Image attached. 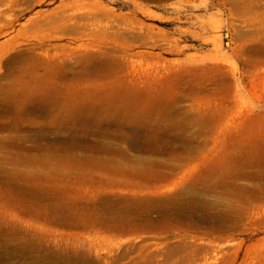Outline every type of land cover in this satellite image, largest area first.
Instances as JSON below:
<instances>
[{
    "label": "rangeland",
    "instance_id": "obj_1",
    "mask_svg": "<svg viewBox=\"0 0 264 264\" xmlns=\"http://www.w3.org/2000/svg\"><path fill=\"white\" fill-rule=\"evenodd\" d=\"M14 41L0 264H264V0H0Z\"/></svg>",
    "mask_w": 264,
    "mask_h": 264
},
{
    "label": "bare ground",
    "instance_id": "obj_2",
    "mask_svg": "<svg viewBox=\"0 0 264 264\" xmlns=\"http://www.w3.org/2000/svg\"><path fill=\"white\" fill-rule=\"evenodd\" d=\"M227 1V0H226ZM221 2V1H220ZM69 19L75 21L76 18L74 17H70ZM13 24V21L12 19L8 20L7 22H4V26H12ZM47 38V37H46ZM42 40V39H41ZM45 40V39H44ZM40 41V40H39ZM22 43L21 42H12L10 43L9 47L7 48V50L5 51H0V83L2 81V79H4L5 77H7V75L9 74L10 72V69L11 67L15 64V63H20L22 60H25L26 58L29 57V55L31 54H34V53H40L42 54L41 56H48L49 55V51L50 49L47 47L46 45H44L45 43H43L42 41L39 42L38 44H35V43H32V44H26L25 46H22L21 45ZM93 45L91 44H84V43H81L79 44L78 46L76 47H73L71 49V51H77V50H81V49H87L89 47H92ZM56 56H59L56 54ZM57 59H59V62L63 63L64 65H69L70 64V60H68L66 57L64 58H59L57 57ZM69 61V62H68ZM4 69H3V68ZM4 83V82H3ZM5 86V85H4ZM6 87V86H5ZM18 88V87H17ZM4 90V88H3ZM7 90V89H6ZM19 90V88L17 89V91ZM22 91V90H21ZM25 91V90H24ZM2 92V90H1ZM5 93V92H4ZM3 94V92H2ZM1 95V94H0ZM180 194L178 193L177 195H175L172 200H175V199H179L180 198ZM184 199V198H183ZM189 203V202H188ZM114 207V206H113ZM54 209H55V212H56V218L58 221L60 222H63V223H68V224H74V222L72 220H74V215H71V214H68L66 213L64 210H63V203L61 202H56L55 205H54ZM53 209V211H54ZM111 209V208H110ZM109 207H108V211L110 210ZM107 211V210H106ZM107 211V212H108ZM112 211H113V208H112ZM115 213V212H114ZM122 214V213H120ZM118 214L119 216L116 217V219H118L120 216L123 217L122 215ZM115 216H104L105 220H107L108 222H110L112 219H115L113 218ZM115 219V220H116ZM122 219V218H121ZM104 220V221H105ZM113 221V220H112ZM107 222V225H110L108 224ZM112 225V224H111ZM112 227V226H111ZM201 232V231H200ZM203 232V231H202ZM160 243H155V249L157 250V252L159 251L158 249L160 248H163L161 246H159ZM203 244V243H202ZM205 245V244H204ZM153 246V243H144V245L142 246L143 248L145 249H150L151 251V248ZM204 247V246H203ZM202 247V248H203ZM117 249H110L108 248V254L106 255H101L100 258L102 259V261H107L106 258L107 256L109 255H114L115 252L114 251H118L119 250V247H116ZM222 251V250H221ZM219 253V252H218ZM155 254V252L153 253ZM202 256H199V257H195L193 259V262L194 264H217L216 263V259L214 257V253H213V250L212 248H210V246L208 247H204L203 248V253H201ZM152 255V254H151ZM160 255H162V251H159L156 256L154 257V259L156 258V263L154 264H162V260H161V257H159ZM216 256V255H215ZM110 258V257H108ZM107 258V259H108ZM109 260V259H108ZM218 261V260H217ZM58 264V263H57ZM64 264V263H63Z\"/></svg>",
    "mask_w": 264,
    "mask_h": 264
}]
</instances>
